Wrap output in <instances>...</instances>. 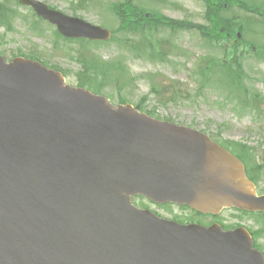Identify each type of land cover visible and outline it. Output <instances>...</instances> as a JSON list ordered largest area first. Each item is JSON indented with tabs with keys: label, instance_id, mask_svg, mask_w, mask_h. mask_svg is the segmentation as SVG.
Here are the masks:
<instances>
[{
	"label": "water",
	"instance_id": "water-1",
	"mask_svg": "<svg viewBox=\"0 0 264 264\" xmlns=\"http://www.w3.org/2000/svg\"><path fill=\"white\" fill-rule=\"evenodd\" d=\"M70 38L112 30L20 0ZM133 195L264 211L240 158L208 134L0 54V264H264L245 227L182 224Z\"/></svg>",
	"mask_w": 264,
	"mask_h": 264
},
{
	"label": "rangeland",
	"instance_id": "rangeland-1",
	"mask_svg": "<svg viewBox=\"0 0 264 264\" xmlns=\"http://www.w3.org/2000/svg\"><path fill=\"white\" fill-rule=\"evenodd\" d=\"M42 1L111 28L115 38L69 39L19 0H0V53L8 61L34 57L63 71L72 85H82L86 79L116 103L140 104L161 119L208 133L242 154L258 180L259 193L263 192L264 16L230 4L229 12L217 9L224 21L214 26L209 0H145L148 12L154 10L171 24L161 21L141 29L119 17L120 0ZM244 1L264 8V0ZM234 32L242 38H235ZM214 57L216 71L208 66ZM237 76L242 89L236 87ZM134 201L185 222L217 221L212 216L204 220L202 214L176 204L158 205L144 197ZM217 217L228 226L250 229L264 251L263 213L224 209Z\"/></svg>",
	"mask_w": 264,
	"mask_h": 264
},
{
	"label": "trees",
	"instance_id": "trees-1",
	"mask_svg": "<svg viewBox=\"0 0 264 264\" xmlns=\"http://www.w3.org/2000/svg\"><path fill=\"white\" fill-rule=\"evenodd\" d=\"M146 1L145 0H137L135 3L134 0H120V2L117 4V6H118V8H117L118 12L117 13H118L119 17L125 22L126 25L138 26V28H141V29H143L144 26H154L155 24H160L159 22H161V21L164 24H171V23H168L167 18L163 17L159 13L157 14L154 10H152L151 12H148L147 11V9H148L147 5L148 4L146 5V3H148V2H146ZM230 4L238 5V6L245 8L249 11H255L259 15L264 16V8H262V7L255 8L253 5H251V3L245 2L244 0H209L208 6L209 5L211 6L209 9L214 12V13H212V19L216 18L213 22L214 26H222L221 22L224 21V19L219 18V14H218L217 9L219 7H224V8L230 7L231 8ZM227 9L229 12V8H227ZM233 15H234V13H233ZM226 23H228V21L225 22L224 25H226ZM172 27L176 28L177 26H172ZM179 27H181V26H179ZM237 29H241V31H242V26H239L237 24ZM232 33L233 32L229 33V35H232ZM234 34H235V38H237L238 33L234 32ZM243 36H245V35L243 34ZM234 54H236V52H234ZM211 59H212V62L208 63V66L210 68H212L214 71H216L217 70V67H216L217 65L215 62L216 58L214 57ZM229 80L231 82L235 81V79L231 76L229 77ZM85 81L86 82H84V80H82V82H81L83 86L85 83H88V84L90 83L86 79H85ZM88 86L95 88L96 91L99 90L98 87H95L94 84H92V83H90V85H88ZM236 87H238L240 89L243 88L239 77L237 78ZM123 102H126V101H123ZM137 106L140 109L145 110V108L143 106H141L140 104H138ZM148 112L153 114V112H151V111H148ZM242 153H243V151H242ZM252 177H254V176H252Z\"/></svg>",
	"mask_w": 264,
	"mask_h": 264
}]
</instances>
